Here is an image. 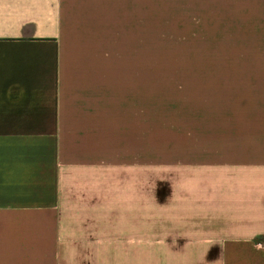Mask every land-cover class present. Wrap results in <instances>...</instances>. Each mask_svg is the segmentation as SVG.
<instances>
[{"label":"crops","instance_id":"0c3cea01","mask_svg":"<svg viewBox=\"0 0 264 264\" xmlns=\"http://www.w3.org/2000/svg\"><path fill=\"white\" fill-rule=\"evenodd\" d=\"M249 3L0 0V264H148L153 247L161 264H264L258 128L176 164L136 162L132 144L130 79L231 76L196 73L218 60L196 55Z\"/></svg>","mask_w":264,"mask_h":264},{"label":"rangeland","instance_id":"374dc122","mask_svg":"<svg viewBox=\"0 0 264 264\" xmlns=\"http://www.w3.org/2000/svg\"><path fill=\"white\" fill-rule=\"evenodd\" d=\"M249 1L233 14L232 36L218 46L200 47L196 55L205 60L218 59L195 64L193 69L200 70L196 73H217L201 71L210 68L229 69L235 71L231 76L130 79L137 101V140L132 143L136 162L176 164L199 160L196 156L201 149L213 144L207 141L209 135L233 125L246 124L264 134V0ZM177 57L174 53L161 55L162 59ZM157 65L159 69L182 67L176 61ZM239 114L252 118L233 121L241 119ZM156 249L159 247H153L148 264L166 262L155 253Z\"/></svg>","mask_w":264,"mask_h":264}]
</instances>
